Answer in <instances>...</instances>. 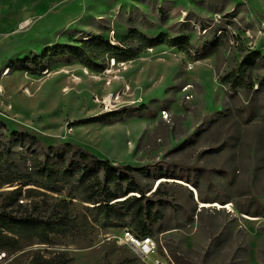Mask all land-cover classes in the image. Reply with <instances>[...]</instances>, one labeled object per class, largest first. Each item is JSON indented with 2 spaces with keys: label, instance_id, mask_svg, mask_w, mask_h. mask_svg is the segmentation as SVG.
<instances>
[{
  "label": "rangeland",
  "instance_id": "obj_1",
  "mask_svg": "<svg viewBox=\"0 0 264 264\" xmlns=\"http://www.w3.org/2000/svg\"><path fill=\"white\" fill-rule=\"evenodd\" d=\"M131 30L190 46L99 60L100 71L70 55L25 63L98 36L136 49ZM251 52L264 56V0H0V184L40 163L77 162L79 146L115 166L146 167V196L164 202L152 227L158 255L141 260L120 244L124 228L98 227L67 197L82 196L76 184L60 194L0 185V212L76 220L48 243L24 234L0 250V264H264V57L246 86L222 81Z\"/></svg>",
  "mask_w": 264,
  "mask_h": 264
},
{
  "label": "trees",
  "instance_id": "obj_2",
  "mask_svg": "<svg viewBox=\"0 0 264 264\" xmlns=\"http://www.w3.org/2000/svg\"><path fill=\"white\" fill-rule=\"evenodd\" d=\"M127 37L138 43L136 49H124L98 36L82 47L56 46L41 56H36L32 62L27 60L25 63L37 65L41 59H46L45 57L51 59L54 56L70 55L88 69L100 71L102 64H99V60L126 63L135 59L143 49H151L159 44L172 47L190 46L186 38L169 39L166 35H160L158 38L149 39L136 30L129 31ZM263 57L259 52L247 54L237 68L222 81H229L233 89L246 86L245 74L247 70L253 62ZM66 146L74 147L70 143H67ZM77 147L80 150V160L77 162L71 161L68 166L61 168L48 162L40 163L29 176L17 177L14 174L0 185H13L21 181L23 187L32 185L51 193L60 194L66 185L76 184L78 189H82V196L70 192L67 197L87 205L92 223L105 230L124 228L137 236L152 237L153 225L164 219L161 212L164 202L146 196L150 191L142 186L139 178L141 175L147 174V168L115 166L109 161L98 159L95 155ZM59 184L62 185L56 186ZM157 192H159L158 188L153 194ZM12 193L16 200L22 196L21 190H15ZM75 224V218L69 214H60L54 219L44 221L31 215L15 216L11 213L0 212V250L16 244L18 238L24 234L30 235L29 237L32 239H37L39 243H48L51 234H66L75 227ZM67 263V258L42 260V264Z\"/></svg>",
  "mask_w": 264,
  "mask_h": 264
},
{
  "label": "built area",
  "instance_id": "obj_3",
  "mask_svg": "<svg viewBox=\"0 0 264 264\" xmlns=\"http://www.w3.org/2000/svg\"><path fill=\"white\" fill-rule=\"evenodd\" d=\"M120 244L130 248L141 260L150 259L154 255H158L159 251L158 243L153 237L137 236L128 229L122 230ZM153 264H167V261L159 257L153 260Z\"/></svg>",
  "mask_w": 264,
  "mask_h": 264
},
{
  "label": "bare ground",
  "instance_id": "obj_4",
  "mask_svg": "<svg viewBox=\"0 0 264 264\" xmlns=\"http://www.w3.org/2000/svg\"><path fill=\"white\" fill-rule=\"evenodd\" d=\"M163 118L164 119L168 118V115L166 113H163Z\"/></svg>",
  "mask_w": 264,
  "mask_h": 264
}]
</instances>
